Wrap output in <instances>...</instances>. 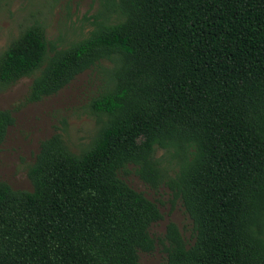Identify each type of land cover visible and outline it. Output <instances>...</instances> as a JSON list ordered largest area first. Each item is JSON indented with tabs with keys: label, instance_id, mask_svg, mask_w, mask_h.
I'll list each match as a JSON object with an SVG mask.
<instances>
[{
	"label": "trees",
	"instance_id": "trees-1",
	"mask_svg": "<svg viewBox=\"0 0 264 264\" xmlns=\"http://www.w3.org/2000/svg\"><path fill=\"white\" fill-rule=\"evenodd\" d=\"M86 34L65 46L37 21L0 53V89L32 76L24 103L77 74L96 80L95 130L77 151L38 142L31 189L0 180V264H264V0H97ZM14 123L0 109V144ZM174 160L168 174L155 157ZM166 187L191 222L186 243L118 174Z\"/></svg>",
	"mask_w": 264,
	"mask_h": 264
},
{
	"label": "rangeland",
	"instance_id": "rangeland-1",
	"mask_svg": "<svg viewBox=\"0 0 264 264\" xmlns=\"http://www.w3.org/2000/svg\"><path fill=\"white\" fill-rule=\"evenodd\" d=\"M97 7V0H0V53L26 25L37 21L44 37L62 47L86 34L89 21ZM34 72L32 76L35 74ZM32 76L21 77L5 89H0V109H9L14 123L7 128L0 144V180L13 189L30 190L26 167L33 160L38 142L53 133H59L67 147L77 152L95 130L93 116L85 108L94 93L96 80L92 72L77 74L55 94L39 101L24 103ZM155 157L168 174L174 170V160L164 149H156ZM127 173L119 176L133 189L154 202L161 217L148 227L154 238H162L167 222H173L186 241L191 242V222L179 199L172 200L169 190L160 185L148 187L126 165ZM164 251L155 244L149 253L138 252L139 264H160Z\"/></svg>",
	"mask_w": 264,
	"mask_h": 264
}]
</instances>
